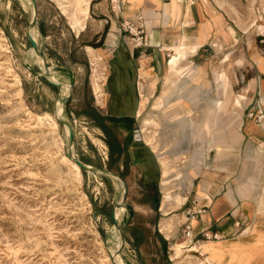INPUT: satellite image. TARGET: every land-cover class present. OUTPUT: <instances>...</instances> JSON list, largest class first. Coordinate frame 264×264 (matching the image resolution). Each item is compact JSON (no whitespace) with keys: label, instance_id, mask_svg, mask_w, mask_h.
<instances>
[{"label":"rangeland","instance_id":"374dc122","mask_svg":"<svg viewBox=\"0 0 264 264\" xmlns=\"http://www.w3.org/2000/svg\"><path fill=\"white\" fill-rule=\"evenodd\" d=\"M36 3L37 20L30 31L43 60L26 36L32 19L30 0H0V264H113L110 256L121 264H195L187 251L191 246L182 236L185 211L193 199V178L199 170L192 160L197 144L193 143L189 124L201 128V151L209 150V142L218 133L227 132L226 140L234 134L222 123L203 127L213 96L196 100V108L185 99L178 101L181 107L160 108L153 106L160 90L153 96L141 93L140 113L130 124L135 137L155 152L158 178L153 187L157 191L150 188L157 193L162 210L147 216L134 213V203L144 200L138 189L129 205L122 206L124 210L116 207L124 235L122 248L117 251L122 241L113 225L111 209L122 194V184L101 173H80L71 165L67 128L55 120L53 106L61 109V117L72 126L77 159L119 172L125 181H132L130 169H120V157L112 154L117 150V131L112 125L106 127L98 115L93 116L90 107L93 98L100 95L101 100V93L93 90V81L102 80V56L96 49L109 38L111 19L107 17L113 15L115 34L121 30L120 21L111 13L110 0H89L87 17L79 16L83 28L71 25L73 0ZM242 5L246 7L245 0ZM252 10L259 14L257 7ZM121 34L126 37L122 30ZM242 36L258 41V36L264 37V30L253 26ZM41 60L49 69V78L61 86L47 84ZM69 84L71 95L60 108L57 99L66 95ZM240 84L234 86V96L241 94ZM173 102L177 98H172ZM231 126L234 128L233 123ZM227 164L232 169L238 161L230 158ZM164 178L171 195L165 206L161 187ZM135 181L138 185L137 177ZM144 222L153 231L138 225ZM165 225L167 232L162 230ZM159 230L169 238L175 236L170 244ZM175 246L180 248L177 255Z\"/></svg>","mask_w":264,"mask_h":264},{"label":"crops","instance_id":"0c3cea01","mask_svg":"<svg viewBox=\"0 0 264 264\" xmlns=\"http://www.w3.org/2000/svg\"><path fill=\"white\" fill-rule=\"evenodd\" d=\"M121 1L124 19L134 21L138 15L143 16L147 46L133 49L121 30L113 33V15L107 17L111 19L109 38L96 49L103 65L97 92L101 100L98 101L100 95L93 98L90 107L106 127L112 125L117 131V150L112 154L120 157V169L131 171L132 181H126L128 194L123 206L129 205L131 195L138 189L144 200L134 203V213L147 216L162 210L156 201L157 193L150 188L157 191L153 187L158 178L155 152L135 137L130 124L139 113L141 93L153 96L160 90L153 104L160 108L181 107L178 101L183 99L196 108V100L212 95L209 119L203 127L209 129L214 123H222L234 134L226 140L227 132L218 133L209 142V150L201 151V128L196 123L189 124L193 143L197 144L192 160L199 165L190 192L206 208L194 223L195 231L216 230L223 238L199 243L187 251L192 253V263L264 264V122L257 124L246 117L248 110L264 112V37L258 36V41L252 36L242 39L253 26L264 30V0H245L244 8L243 0ZM252 7L258 8V15ZM173 57L178 58L180 72L166 80ZM240 83L241 94L234 96V86ZM172 98L177 102L171 103ZM230 158L238 161L235 168H229ZM161 187L165 206L171 199L167 179H162ZM119 200L113 204L111 214ZM138 225L153 231L148 222ZM162 230L167 232L168 226ZM159 233L168 244L175 237Z\"/></svg>","mask_w":264,"mask_h":264},{"label":"built area","instance_id":"2783aa9c","mask_svg":"<svg viewBox=\"0 0 264 264\" xmlns=\"http://www.w3.org/2000/svg\"><path fill=\"white\" fill-rule=\"evenodd\" d=\"M112 9L116 18L120 21L121 30L126 35V38L133 49H140L147 46V32L145 27L144 18L138 15L137 18L132 20L124 19L121 15V0H110ZM116 4V6H114ZM246 117L257 124L264 122V112L256 110H248ZM206 212L204 206L199 205L198 200L193 198L190 201L188 209L185 211V220L182 223V236L185 241L189 242V246H196L199 243L218 241L223 238L221 233L216 230H201L195 231L193 222Z\"/></svg>","mask_w":264,"mask_h":264},{"label":"water","instance_id":"95a60500","mask_svg":"<svg viewBox=\"0 0 264 264\" xmlns=\"http://www.w3.org/2000/svg\"><path fill=\"white\" fill-rule=\"evenodd\" d=\"M30 3L32 4V8H33V16H32L31 22L28 24L27 31H26V36H27V39H28V41L30 43V46L33 49V51L35 52V54L40 59L43 60V56H42V54H41V52H40V50L38 48L37 42L34 40L32 35L30 34V30L34 27V25L36 24V20H37V18H36V13H37L36 0H30ZM48 74H49V69H48V67L45 64H43V77H44L45 81L49 85L54 86V87H59V86L62 85L59 82L52 81L49 78ZM71 92H72V85L69 84V92H68V94L67 95H63L61 97H58V99H57V101L59 102L60 105L64 104L69 99V97L71 95ZM53 114H54L55 120L59 124H62L63 126H65L68 129V134H67L68 156L80 168V170L89 171V172H92V173H101V174H103L105 176H109L111 178H114L115 180H119L122 183V196H121L119 202H117L115 204V206H114V208L112 210V214H111L113 225L118 230V233H119V236H120V240L122 241L120 243V247L117 249V251H118V250H120L122 248V245L124 243V235H123V232H122V230L120 228L118 220L115 218V209H116V207H121V206H123L125 204V201L127 199V194H128V185H127L126 181L121 176H119L118 174H116L114 172H111L110 170H108L106 168H99V167L88 165V164L82 162L81 160L77 159L74 156V152H73L74 139H73V129H72L71 124L66 119L61 117V115L57 114V105L56 104L53 106ZM110 260L112 261L113 264H117L113 260L112 256H110Z\"/></svg>","mask_w":264,"mask_h":264},{"label":"bare ground","instance_id":"6f19581e","mask_svg":"<svg viewBox=\"0 0 264 264\" xmlns=\"http://www.w3.org/2000/svg\"><path fill=\"white\" fill-rule=\"evenodd\" d=\"M74 2V8H73V12L70 15V22H71V25L73 27L75 26H80L81 28H83V23L81 24V20L79 18V16L83 17V19H85L87 17V14H88V10H89V0H73ZM68 4V3H67ZM68 6V5H67ZM66 6V7H67ZM63 8V7H62ZM70 10V9H69ZM65 14H68L67 10H63ZM71 12V11H70ZM31 15L33 16V8H32V12H31ZM30 34H31V31H30ZM88 49L92 50L90 47H88ZM194 49V48H193ZM94 55V54H93ZM177 60L178 58L176 57H173L171 62L169 63V76H167L166 80H168V78L171 76V75H174V74H178L180 72V70L177 68ZM40 64H41V67L43 69V61L41 60L40 61ZM99 88H100V85H99V82L96 80V81H93V90L96 94H98L97 92L99 91ZM69 92V90H68ZM68 92L66 93V95L68 94ZM58 102V101H57ZM102 105V104H101ZM60 106V104H59ZM101 107V106H100ZM61 108V106H60ZM61 110V109H60ZM60 110L57 108V113L59 115H61V112ZM140 113V112H139ZM138 113V114H139ZM49 116V115H48ZM67 133H68V129H67ZM71 165L78 171L80 172V168L72 161V160H69ZM81 173V172H80ZM121 183V182H120ZM122 184V183H121ZM121 210H124V208L121 206L119 207ZM115 218L118 220V217H117V212H116V209H115ZM114 231H115V228H114ZM113 233V232H112ZM175 255L179 254V251H180V248L178 246H175ZM116 262V261H115ZM117 264H121V263H118L116 262ZM196 264V263H195ZM198 264V263H197ZM199 264H202V262H200Z\"/></svg>","mask_w":264,"mask_h":264},{"label":"trees","instance_id":"16d2710c","mask_svg":"<svg viewBox=\"0 0 264 264\" xmlns=\"http://www.w3.org/2000/svg\"><path fill=\"white\" fill-rule=\"evenodd\" d=\"M48 84V83H47ZM49 85V84H48ZM50 87H52V88H55L54 86H51V85H49ZM91 114H93V116L96 114L95 112H93V113H91ZM96 115H98V114H96ZM102 129H104V131H105V127L104 126H102Z\"/></svg>","mask_w":264,"mask_h":264}]
</instances>
